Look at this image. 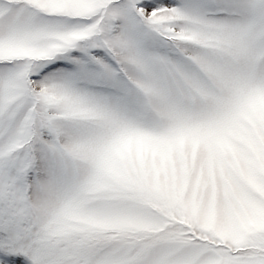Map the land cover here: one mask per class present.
Instances as JSON below:
<instances>
[{
	"label": "snow or ice",
	"instance_id": "snow-or-ice-1",
	"mask_svg": "<svg viewBox=\"0 0 264 264\" xmlns=\"http://www.w3.org/2000/svg\"><path fill=\"white\" fill-rule=\"evenodd\" d=\"M0 264H264V0H0Z\"/></svg>",
	"mask_w": 264,
	"mask_h": 264
}]
</instances>
